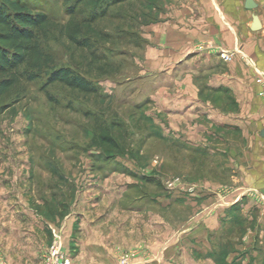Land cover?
Returning a JSON list of instances; mask_svg holds the SVG:
<instances>
[{
  "label": "rangeland",
  "instance_id": "rangeland-1",
  "mask_svg": "<svg viewBox=\"0 0 264 264\" xmlns=\"http://www.w3.org/2000/svg\"><path fill=\"white\" fill-rule=\"evenodd\" d=\"M21 1L48 14L58 24L69 20L67 7L73 2ZM255 1L259 6L254 12L264 18V0ZM173 4L174 0H129L107 9L94 24L106 35L93 49L104 59L99 63L108 64L104 76L90 69L86 51L64 39L42 42L55 66L87 71L98 85V93L81 95L59 85L46 88L42 78L20 81L5 100L7 107L0 115V241L24 239L22 234L15 239L19 229L14 226L15 222L23 224L31 219L22 210L23 204L33 209L35 217L47 220L48 223L43 222L48 250L53 241L52 230L61 222L66 228L72 216V241L79 233V224L90 220H109L114 234L119 235V223L125 222V215L132 214L147 225L157 219L177 231L182 224L195 221L202 208L183 189H194L202 181L219 183L228 191L235 187L227 157L229 144L221 145L215 138H209L205 146L186 141V129H173L167 114L151 100L158 89L174 94L175 79L181 73L166 76V70L158 74L145 67L150 59L149 29L165 19L168 6ZM94 6V0H83L76 19L81 21ZM105 128L120 142L124 153H105L97 144L96 133ZM224 135L228 140L236 137L233 133ZM257 196L264 205L262 195ZM161 199L170 200L169 206ZM84 200L89 210L80 207ZM247 230L246 218L236 210L219 233L209 232L208 253L191 250L188 254L200 264L207 257L212 264H242L246 256L250 264H264L261 230L258 243L245 248L247 255L238 251L235 257L236 245H246L243 238ZM176 233L170 239L176 238ZM161 234L165 241L167 233ZM61 246L70 258L73 248L69 237ZM115 246L118 264L122 254H129L130 264H134L139 248ZM6 256L0 248V257L9 264Z\"/></svg>",
  "mask_w": 264,
  "mask_h": 264
},
{
  "label": "crops",
  "instance_id": "crops-1",
  "mask_svg": "<svg viewBox=\"0 0 264 264\" xmlns=\"http://www.w3.org/2000/svg\"><path fill=\"white\" fill-rule=\"evenodd\" d=\"M251 15L244 8V0H174L165 19L149 29L150 59L145 66L158 74L166 70V76L181 71L175 79L174 94L158 89L152 93L151 100L167 114L173 129H186L183 134L186 141L205 146L209 138H215L221 145L229 144L227 157L235 187L228 191L219 183L202 181L194 189H183L202 208L195 221L182 224L177 231L157 219L148 221L147 225L137 214H132L125 215V222L119 223V235L114 234L109 220H90L79 224V233L72 241V216L66 228L61 222L52 230L53 237L57 234L61 242L69 237L73 248L71 264H118L115 245L123 249L139 248L134 264H187L193 261L188 254L191 250L208 253L209 232L219 233L236 210L246 218L248 230L243 238L246 245H236L235 257L238 251H242V256L247 255L245 248L258 243L260 230L259 237L264 238V205L257 198V194L264 198V135L261 134L264 98L258 96L256 73L248 65V61L252 62L264 73V18L259 16L262 29L253 32L249 28ZM233 51L237 53L230 61L220 57L221 53ZM227 133H233L237 139L231 136L228 140L224 135ZM84 202L80 207L89 210ZM161 203L169 206L170 200L161 199ZM22 210L31 219L23 224L15 222L14 226L19 229L15 239L21 234L24 239L13 243L0 241V248L9 264H43L48 247L44 228L48 222L35 217L27 204H23ZM161 233H167L165 241ZM175 233L176 238L170 239ZM198 246L202 249L194 248ZM246 257L237 259L250 264ZM207 258L201 264H212Z\"/></svg>",
  "mask_w": 264,
  "mask_h": 264
},
{
  "label": "trees",
  "instance_id": "trees-1",
  "mask_svg": "<svg viewBox=\"0 0 264 264\" xmlns=\"http://www.w3.org/2000/svg\"><path fill=\"white\" fill-rule=\"evenodd\" d=\"M129 0H94V9L78 21L76 11L83 0L68 5L69 20L58 24L49 15L35 10L21 0H0V115L6 110L5 100L17 89L20 81L35 82L45 78L43 87L62 86L81 95H96L98 85L89 73L70 66H55L42 42L64 39L76 49L89 54L88 66L99 76L106 75L108 64L93 49L106 37L94 24L110 6ZM97 144L105 153H124L120 142L107 128L96 133Z\"/></svg>",
  "mask_w": 264,
  "mask_h": 264
},
{
  "label": "built area",
  "instance_id": "built-area-1",
  "mask_svg": "<svg viewBox=\"0 0 264 264\" xmlns=\"http://www.w3.org/2000/svg\"><path fill=\"white\" fill-rule=\"evenodd\" d=\"M234 53L237 52L235 51L232 53H221L220 57L223 60L228 61L232 58ZM248 65L255 70V73L257 75L255 82L260 86L258 96L264 98V73L259 71V69H257L252 62L248 61ZM130 260L131 257L129 256V254H122L119 258L120 264H130ZM0 264H7V261L0 257ZM43 264H71L70 258L68 257L67 253L62 249L60 237L57 234H55L53 237V241L44 257Z\"/></svg>",
  "mask_w": 264,
  "mask_h": 264
},
{
  "label": "water",
  "instance_id": "water-1",
  "mask_svg": "<svg viewBox=\"0 0 264 264\" xmlns=\"http://www.w3.org/2000/svg\"><path fill=\"white\" fill-rule=\"evenodd\" d=\"M258 6L259 4L255 0H244V8L246 10L252 11L251 23L249 28L253 32H257L262 29V24L259 16L256 12H254L258 8ZM261 134L264 135V131H262Z\"/></svg>",
  "mask_w": 264,
  "mask_h": 264
}]
</instances>
